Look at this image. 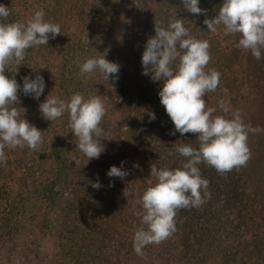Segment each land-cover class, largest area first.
<instances>
[{"label": "trees", "instance_id": "16d2710c", "mask_svg": "<svg viewBox=\"0 0 264 264\" xmlns=\"http://www.w3.org/2000/svg\"><path fill=\"white\" fill-rule=\"evenodd\" d=\"M0 4L11 11L8 21L0 22H26L43 9L45 19L62 31L55 38L50 35L47 45L28 49L23 61L13 60L5 70L20 85L15 107L42 131L43 143L38 151L15 148L25 152L26 161L16 163L11 184L0 183V229H12L13 235L18 228L29 230L27 240L37 235L41 239L37 247L51 250L53 264H120L127 259L137 264L148 259L145 264H264V165L258 155V132L251 131L247 139L251 158L245 166L221 174L206 163L198 165L209 181L210 197L205 196L199 207L177 209L175 231L162 243L145 246L142 255L133 248L135 231L142 226L138 201L148 187L151 164L182 167L186 158L176 146L198 148L196 134H172L175 126L160 102L163 82L143 74L142 55L155 35V22L166 26L172 18L184 19L192 35L209 41L208 69L218 71L220 80L216 91L204 97L207 107L226 118L239 110L245 125L258 128L249 115L256 116L262 103L261 62L234 46L223 35L222 25L211 33L204 24L218 14L223 0H199L206 10L201 14L189 12L182 0H0ZM230 35L237 44L240 35ZM97 55L117 63L119 72L108 80L99 70L81 76L76 61ZM37 72L45 82L39 99L23 93L24 77L34 79ZM76 92L85 98L100 95L106 107L100 124L106 136L101 138L104 151L88 161L76 148L68 113L52 122L39 110L50 93L68 100ZM221 101L226 113L219 107ZM5 151L13 165L9 153L14 149ZM113 165L127 175L109 177ZM95 183L101 187H93Z\"/></svg>", "mask_w": 264, "mask_h": 264}, {"label": "clouds", "instance_id": "9594fccd", "mask_svg": "<svg viewBox=\"0 0 264 264\" xmlns=\"http://www.w3.org/2000/svg\"><path fill=\"white\" fill-rule=\"evenodd\" d=\"M182 4L191 13L206 12L199 6V0H182ZM10 15V9L0 4V21H8ZM204 24L211 33H217L222 25L225 35L239 34L236 47L250 52L257 60L264 59V0H223L218 14L206 18ZM61 32L59 24L45 19L43 9L36 11L26 22H0V163H7L6 148L27 146L38 151L43 143L42 131L30 124L24 118V112L15 107L20 103V85L14 76H7L5 70H9L8 65L13 60L23 61L28 49L47 45L50 35L55 38ZM209 50V41L192 35L181 18L170 19L166 26L155 22V35L146 42L142 55L143 74L151 73L153 81L163 82L160 102L175 126L172 134H196L198 148L188 144L176 146V152L186 158L182 167L168 169L151 164L148 187L138 201L143 213H138L142 226L133 237L137 255L143 254L145 246L162 243L172 235L177 209L199 207L205 196L210 197L206 191L209 181L202 177L198 165L206 163L221 174L245 166L251 158L247 144L249 131H264L245 125L239 110L226 118L216 114V108L207 107L204 97L206 93L216 91L220 80L218 71L208 69ZM76 62L81 76L99 70L108 80L110 75L119 72V65L109 61L106 55ZM44 89V78L38 72L34 79L24 77V95L39 99ZM219 107L225 113L228 111L223 101ZM39 110L44 119L52 122L68 113V126L76 137V148L87 161L99 158L104 151L101 138L106 136L100 124L106 115V107L100 95L85 98L76 92L64 100L50 93L39 104ZM150 119H155L154 112L150 113ZM107 174L123 179L127 172L113 165ZM93 187L101 185L95 183Z\"/></svg>", "mask_w": 264, "mask_h": 264}, {"label": "rangeland", "instance_id": "374dc122", "mask_svg": "<svg viewBox=\"0 0 264 264\" xmlns=\"http://www.w3.org/2000/svg\"><path fill=\"white\" fill-rule=\"evenodd\" d=\"M128 25L130 27V24ZM223 35L231 39L234 46L236 45L234 43L235 39H233V37H231L230 34L229 35L223 34ZM233 45L232 47L234 48ZM235 50L237 51L236 48ZM258 61H260L262 65L261 66L262 68L260 69V74H261L262 87H264V59H260ZM259 98L262 99V103L261 105H259L257 115L253 116L251 114L249 116L253 117L255 121L256 120L258 121V128L264 129V88L262 89L261 95L259 96ZM258 138H259V142H258L259 160L264 165V131L258 132ZM24 154H25L24 151L22 150L15 151L14 149L13 154L9 153V155L13 156V159H14L13 165L10 164L8 159H7L6 165L3 163H0V180H1L0 183L2 184L12 183V180L14 179V174L12 172L14 168H17L16 163L26 161V159H24L25 158ZM29 232H30L29 230L26 231L25 229L21 230L20 228H18L17 230L14 231V235H13L12 229L11 230L0 229V264H53L52 257L50 254L51 250H48L46 247H41V248L37 247L38 244H40L41 242V239L37 235L33 236L30 240H27V234ZM36 248H39V249H36ZM31 249H34V250H31ZM127 260L128 261H124L123 263L121 262L120 264H137L136 262L129 261V259ZM148 261L149 259L140 264H145Z\"/></svg>", "mask_w": 264, "mask_h": 264}]
</instances>
